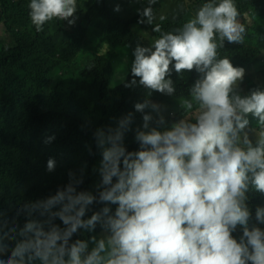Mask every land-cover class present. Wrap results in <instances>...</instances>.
<instances>
[{
  "label": "clouds",
  "instance_id": "clouds-1",
  "mask_svg": "<svg viewBox=\"0 0 264 264\" xmlns=\"http://www.w3.org/2000/svg\"><path fill=\"white\" fill-rule=\"evenodd\" d=\"M126 1L138 0H30L37 32L114 8L127 11L111 25L118 44L155 40L137 45L131 75L106 70L96 86L46 36L81 70L50 80L62 119L41 111L32 49L7 41L15 16L0 15V80L31 83L0 91V264H264V0H165L157 14V0ZM173 81L190 99L167 126L159 93L173 95Z\"/></svg>",
  "mask_w": 264,
  "mask_h": 264
},
{
  "label": "rangeland",
  "instance_id": "rangeland-1",
  "mask_svg": "<svg viewBox=\"0 0 264 264\" xmlns=\"http://www.w3.org/2000/svg\"><path fill=\"white\" fill-rule=\"evenodd\" d=\"M108 1L77 0V7L82 3H97L102 7ZM29 3L30 0H0V15L10 12L15 16L14 21L10 24L9 29L4 32V35L10 43H18L23 47L32 49V53L28 54L27 57L36 70L33 80L34 90L45 101L41 111L50 118L62 119L66 111L57 105L55 93H46L49 89L50 80L55 77L54 75L48 76L45 68L49 69L53 74L58 73L70 78H77L81 70L79 66H73L67 56L60 55L51 48L46 47L44 44L46 41L45 37H51L49 41L53 46L61 45L66 50L75 51L80 63H89L93 66V70L101 82L103 81V77L99 74L101 61L107 62L106 70H114L117 67L113 53L105 49L104 43L112 45L118 54L122 53L123 49L118 44V37L112 32L111 25L114 22L126 19L127 11L116 12L114 8L101 11L96 22L89 26L83 25L75 13L76 19L73 25H69L66 20L62 21L54 18L43 26V31L37 32L29 17ZM137 4L142 8L148 6L147 0H138L126 1L125 7L128 10H132ZM153 8L155 14L169 12V6L165 0H157ZM88 40H94L95 44L91 49L85 51L83 46ZM154 41L133 40L127 47L134 52L137 45L150 47ZM37 54L43 55L42 64L37 61ZM133 60L134 58L128 64L121 63L115 71H110L106 78L111 80L116 77H125L126 75L128 77L131 73L130 69ZM259 85L264 90V82H259ZM25 86H31V83L23 78L9 77L5 80H0V91L3 92L19 94ZM140 99L139 96L127 93V100L138 101Z\"/></svg>",
  "mask_w": 264,
  "mask_h": 264
},
{
  "label": "trees",
  "instance_id": "trees-1",
  "mask_svg": "<svg viewBox=\"0 0 264 264\" xmlns=\"http://www.w3.org/2000/svg\"><path fill=\"white\" fill-rule=\"evenodd\" d=\"M10 26V25H9ZM6 28V30L2 31L5 32L9 29ZM1 31V29H0ZM120 45V44H119ZM123 49L121 54H118L115 49L112 47V45L109 44V47L107 48L108 51H110L111 53H113V56L115 57L116 60V64L117 67L114 68V71L118 68V66L122 63V64H128V62L132 59L135 58L134 57V52L130 51V49H128L127 47L120 45ZM83 66L87 69L88 71V76L91 80V82L93 84H95L96 86H101L104 82V72L107 69V62L106 61H101L100 64V69H99V74L101 75V77H103V81L100 82V80L98 79V77L96 76L93 67L91 68V70H89V63H84ZM55 78L57 79H61L62 75L56 73L53 74ZM131 75V73L129 74ZM33 80H34V76H33ZM28 81V80H26ZM174 82V87H175V93L171 96L169 95H165V94H160L162 100H163V107H162V111L160 116H163L165 118L166 121V125L170 126L172 123L182 119L185 115V109L182 107V101L184 99H190V90L187 89L185 87V84L183 82ZM50 92H54L55 93V98H58V93L54 90L51 89L50 84H49V89L46 91L47 94H49ZM194 122V121H193ZM156 125L154 124L153 127H155ZM135 142V136L129 132H127L125 134V139H124V144L126 146V148H128L129 146H131L133 143ZM115 179V178H114ZM105 205L101 204V207H104ZM111 208V212L112 214H114L115 209L118 205L115 204H110L108 205Z\"/></svg>",
  "mask_w": 264,
  "mask_h": 264
},
{
  "label": "bare ground",
  "instance_id": "bare-ground-1",
  "mask_svg": "<svg viewBox=\"0 0 264 264\" xmlns=\"http://www.w3.org/2000/svg\"><path fill=\"white\" fill-rule=\"evenodd\" d=\"M101 29V28H100Z\"/></svg>",
  "mask_w": 264,
  "mask_h": 264
}]
</instances>
